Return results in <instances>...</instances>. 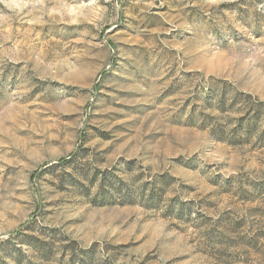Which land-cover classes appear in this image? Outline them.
<instances>
[{
    "label": "rangeland",
    "instance_id": "374dc122",
    "mask_svg": "<svg viewBox=\"0 0 264 264\" xmlns=\"http://www.w3.org/2000/svg\"><path fill=\"white\" fill-rule=\"evenodd\" d=\"M0 264H264V0H0Z\"/></svg>",
    "mask_w": 264,
    "mask_h": 264
}]
</instances>
